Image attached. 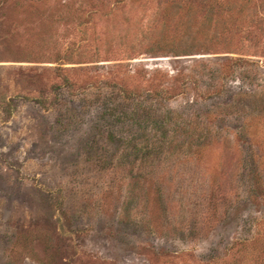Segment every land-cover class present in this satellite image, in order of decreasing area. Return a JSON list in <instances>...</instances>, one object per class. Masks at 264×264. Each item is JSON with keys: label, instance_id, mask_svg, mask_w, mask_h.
<instances>
[{"label": "rangeland", "instance_id": "374dc122", "mask_svg": "<svg viewBox=\"0 0 264 264\" xmlns=\"http://www.w3.org/2000/svg\"><path fill=\"white\" fill-rule=\"evenodd\" d=\"M0 264H264V0H0Z\"/></svg>", "mask_w": 264, "mask_h": 264}, {"label": "trees", "instance_id": "16d2710c", "mask_svg": "<svg viewBox=\"0 0 264 264\" xmlns=\"http://www.w3.org/2000/svg\"><path fill=\"white\" fill-rule=\"evenodd\" d=\"M177 55H179V54H177Z\"/></svg>", "mask_w": 264, "mask_h": 264}]
</instances>
